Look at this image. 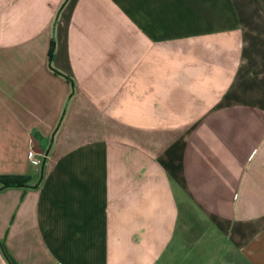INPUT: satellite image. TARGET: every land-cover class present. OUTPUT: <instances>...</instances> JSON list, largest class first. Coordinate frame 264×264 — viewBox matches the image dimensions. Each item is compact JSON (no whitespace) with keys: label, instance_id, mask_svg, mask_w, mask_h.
<instances>
[{"label":"crops","instance_id":"crops-1","mask_svg":"<svg viewBox=\"0 0 264 264\" xmlns=\"http://www.w3.org/2000/svg\"><path fill=\"white\" fill-rule=\"evenodd\" d=\"M4 176L0 264H264V0H0Z\"/></svg>","mask_w":264,"mask_h":264},{"label":"trees","instance_id":"trees-1","mask_svg":"<svg viewBox=\"0 0 264 264\" xmlns=\"http://www.w3.org/2000/svg\"><path fill=\"white\" fill-rule=\"evenodd\" d=\"M26 182L27 181L24 180L23 178H15V177H7V176L0 177V184H2L0 190L12 186H24ZM5 255L9 260L10 264H17L16 261L10 256V254L6 250H5Z\"/></svg>","mask_w":264,"mask_h":264},{"label":"built area","instance_id":"built-area-1","mask_svg":"<svg viewBox=\"0 0 264 264\" xmlns=\"http://www.w3.org/2000/svg\"><path fill=\"white\" fill-rule=\"evenodd\" d=\"M33 160H34V162H40L39 158H34Z\"/></svg>","mask_w":264,"mask_h":264},{"label":"water","instance_id":"water-1","mask_svg":"<svg viewBox=\"0 0 264 264\" xmlns=\"http://www.w3.org/2000/svg\"><path fill=\"white\" fill-rule=\"evenodd\" d=\"M47 154H48V152H47Z\"/></svg>","mask_w":264,"mask_h":264}]
</instances>
